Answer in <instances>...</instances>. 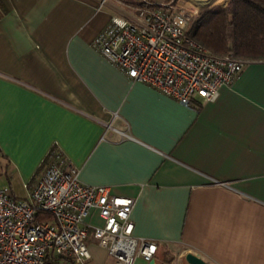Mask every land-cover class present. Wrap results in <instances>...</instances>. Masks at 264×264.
Instances as JSON below:
<instances>
[{
    "label": "crops",
    "instance_id": "0c3cea01",
    "mask_svg": "<svg viewBox=\"0 0 264 264\" xmlns=\"http://www.w3.org/2000/svg\"><path fill=\"white\" fill-rule=\"evenodd\" d=\"M101 1L0 0V187L26 197L56 146L82 183L133 198L132 235L157 244L155 264H264V62L188 108L93 46L123 14ZM87 247L81 264H115Z\"/></svg>",
    "mask_w": 264,
    "mask_h": 264
},
{
    "label": "built area",
    "instance_id": "2783aa9c",
    "mask_svg": "<svg viewBox=\"0 0 264 264\" xmlns=\"http://www.w3.org/2000/svg\"><path fill=\"white\" fill-rule=\"evenodd\" d=\"M103 0L101 1V3ZM188 16L170 2L140 0L131 17L112 15L93 46L132 81L147 84L181 105L195 108L217 98L244 61L214 56L187 36ZM133 198L107 186L82 183L78 170L54 146L32 178L24 198L0 187V264H61L89 259L91 236L115 264L153 259L157 244L132 235ZM96 216L102 223L88 218Z\"/></svg>",
    "mask_w": 264,
    "mask_h": 264
},
{
    "label": "trees",
    "instance_id": "16d2710c",
    "mask_svg": "<svg viewBox=\"0 0 264 264\" xmlns=\"http://www.w3.org/2000/svg\"><path fill=\"white\" fill-rule=\"evenodd\" d=\"M185 32L214 56L264 62V0H230L188 22ZM46 260L61 264L52 254Z\"/></svg>",
    "mask_w": 264,
    "mask_h": 264
},
{
    "label": "rangeland",
    "instance_id": "374dc122",
    "mask_svg": "<svg viewBox=\"0 0 264 264\" xmlns=\"http://www.w3.org/2000/svg\"><path fill=\"white\" fill-rule=\"evenodd\" d=\"M114 3L121 11L124 16H131L135 4L140 0H109ZM154 4L161 2H170L177 8H180L188 16V22L193 21L204 11L215 8L225 7L230 0H151ZM226 1V3H225Z\"/></svg>",
    "mask_w": 264,
    "mask_h": 264
},
{
    "label": "water",
    "instance_id": "95a60500",
    "mask_svg": "<svg viewBox=\"0 0 264 264\" xmlns=\"http://www.w3.org/2000/svg\"><path fill=\"white\" fill-rule=\"evenodd\" d=\"M184 258L188 264H207L202 258L190 252L186 253ZM148 264H155V259H151Z\"/></svg>",
    "mask_w": 264,
    "mask_h": 264
}]
</instances>
